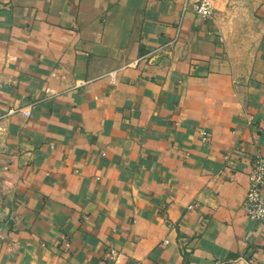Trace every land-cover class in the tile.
<instances>
[{"label": "crops", "instance_id": "obj_1", "mask_svg": "<svg viewBox=\"0 0 264 264\" xmlns=\"http://www.w3.org/2000/svg\"><path fill=\"white\" fill-rule=\"evenodd\" d=\"M197 1L0 0V264H264V0Z\"/></svg>", "mask_w": 264, "mask_h": 264}, {"label": "built area", "instance_id": "obj_2", "mask_svg": "<svg viewBox=\"0 0 264 264\" xmlns=\"http://www.w3.org/2000/svg\"><path fill=\"white\" fill-rule=\"evenodd\" d=\"M194 10L203 19L210 17L213 13L212 0H198L194 5ZM115 74V71L108 74L110 81L115 80ZM9 113H15V110H11ZM250 123L252 124V122ZM207 139V133L202 132V140L206 141ZM225 158L229 160L228 155ZM247 176L248 186L242 209L250 219L264 223V157L256 156L252 160ZM194 207L196 204L190 205L188 209ZM121 258V254L116 249L108 248L101 258V264H138L137 262L122 261Z\"/></svg>", "mask_w": 264, "mask_h": 264}, {"label": "rangeland", "instance_id": "obj_3", "mask_svg": "<svg viewBox=\"0 0 264 264\" xmlns=\"http://www.w3.org/2000/svg\"><path fill=\"white\" fill-rule=\"evenodd\" d=\"M215 3H216V0H212V6H213V5H216ZM230 4H231V5H234V4L236 5L237 3H236L235 1H233V2H231ZM232 7H233V6H232ZM235 7H236V6H235ZM213 8H215V7H213ZM238 13H239L238 8H235V10H234V11L232 12V14H231V18H232V19H235V18L238 16ZM244 26H245V29H243V30L246 31V34L249 33L250 31H251V32L254 31L253 26L248 25L247 23H245Z\"/></svg>", "mask_w": 264, "mask_h": 264}]
</instances>
